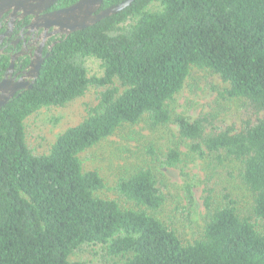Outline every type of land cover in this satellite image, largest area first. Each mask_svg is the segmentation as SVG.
Masks as SVG:
<instances>
[{
	"label": "trees",
	"instance_id": "1",
	"mask_svg": "<svg viewBox=\"0 0 264 264\" xmlns=\"http://www.w3.org/2000/svg\"><path fill=\"white\" fill-rule=\"evenodd\" d=\"M196 70L229 87L191 119L171 103ZM91 91L97 103L49 153L29 146L31 116ZM226 101L240 102L239 123L220 119ZM144 120L177 124L190 153L210 160L205 226L191 242L159 217L168 194L151 167L122 177L119 198L102 196L105 179L83 167L80 154ZM183 155L177 146L158 158L174 167ZM234 178L251 208L233 193ZM187 194L194 204L190 187ZM261 223L264 0H135L59 42L33 87L0 109V264H82L70 257L85 246L100 249L99 264H264Z\"/></svg>",
	"mask_w": 264,
	"mask_h": 264
},
{
	"label": "rangeland",
	"instance_id": "2",
	"mask_svg": "<svg viewBox=\"0 0 264 264\" xmlns=\"http://www.w3.org/2000/svg\"><path fill=\"white\" fill-rule=\"evenodd\" d=\"M93 67L97 70V64ZM194 77V78H193ZM187 80L183 90L171 103L173 113L195 119L215 106L218 93L229 87L220 76L196 70ZM95 91L78 98L64 107L44 108L31 116L27 122V142L39 154L49 153L58 137L70 126L79 123L86 115L88 105L96 104ZM220 119L228 123L240 122V102L226 101ZM179 147L183 162L174 167L163 166L161 159L169 148ZM160 156H154L151 148ZM85 170H98L105 179L106 188L101 195L119 198L115 190L122 177H128L139 168L151 167L157 173L168 194V203L158 213L159 217L178 230L185 242L201 236L205 226L207 208L205 206L206 182L211 173L209 159H201L190 153L186 141L180 137L178 125L171 122L154 127L148 120L135 126H126L115 135L96 144L80 154ZM223 182L228 180L222 175ZM235 195L243 207L251 208L248 189L238 178L230 181ZM191 188L194 204H191L187 189ZM123 201V199H121ZM264 223H261L263 229ZM99 248L82 247L71 255V261L82 264H99Z\"/></svg>",
	"mask_w": 264,
	"mask_h": 264
},
{
	"label": "flooded vegetation",
	"instance_id": "3",
	"mask_svg": "<svg viewBox=\"0 0 264 264\" xmlns=\"http://www.w3.org/2000/svg\"><path fill=\"white\" fill-rule=\"evenodd\" d=\"M79 1L54 0L50 4L44 3V10L39 14H27L16 7L0 12V57H3L2 60L6 57L5 63L0 66V84L3 83L0 94L14 91L15 95L21 94L33 87L53 48L68 36L54 26L46 27L43 17L69 8ZM122 1L117 3L115 0H103L92 11V15H98ZM20 81L23 83L18 88L17 83Z\"/></svg>",
	"mask_w": 264,
	"mask_h": 264
},
{
	"label": "water",
	"instance_id": "4",
	"mask_svg": "<svg viewBox=\"0 0 264 264\" xmlns=\"http://www.w3.org/2000/svg\"><path fill=\"white\" fill-rule=\"evenodd\" d=\"M53 1L54 0H0V12L11 7H16L24 10L27 14H39L43 9L42 5L44 3L50 4ZM102 1L103 0H80L69 8L46 14L43 17V21L46 23V27L54 26L58 28V31L70 35L73 32L91 26L99 20L119 13L129 7L135 0H124L102 11L98 15H92V11L98 8ZM22 83V81L17 83V87L19 88V86H22ZM2 89L3 83L0 84V90ZM15 92L16 91L0 94V109L14 97Z\"/></svg>",
	"mask_w": 264,
	"mask_h": 264
}]
</instances>
